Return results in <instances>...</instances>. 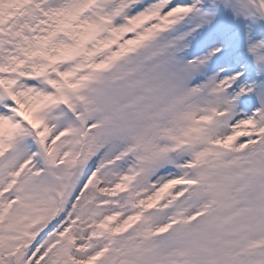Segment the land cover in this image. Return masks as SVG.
Listing matches in <instances>:
<instances>
[{"label": "snow or ice", "instance_id": "snow-or-ice-1", "mask_svg": "<svg viewBox=\"0 0 264 264\" xmlns=\"http://www.w3.org/2000/svg\"><path fill=\"white\" fill-rule=\"evenodd\" d=\"M0 264H264V0H0Z\"/></svg>", "mask_w": 264, "mask_h": 264}]
</instances>
